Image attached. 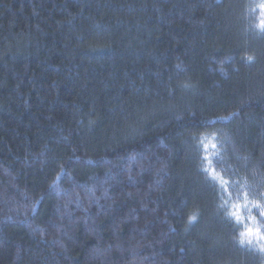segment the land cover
I'll list each match as a JSON object with an SVG mask.
<instances>
[{
  "label": "trees",
  "instance_id": "1",
  "mask_svg": "<svg viewBox=\"0 0 264 264\" xmlns=\"http://www.w3.org/2000/svg\"><path fill=\"white\" fill-rule=\"evenodd\" d=\"M0 264H264V0H0Z\"/></svg>",
  "mask_w": 264,
  "mask_h": 264
},
{
  "label": "snow or ice",
  "instance_id": "2",
  "mask_svg": "<svg viewBox=\"0 0 264 264\" xmlns=\"http://www.w3.org/2000/svg\"><path fill=\"white\" fill-rule=\"evenodd\" d=\"M205 170L208 171V169H205ZM215 171H216L215 168H212V169H211V173L214 174ZM214 178H215V176H214ZM245 199H247V194H245ZM231 215L234 216V217H236L237 219L240 218L237 212H232ZM242 235H243V234H242Z\"/></svg>",
  "mask_w": 264,
  "mask_h": 264
}]
</instances>
